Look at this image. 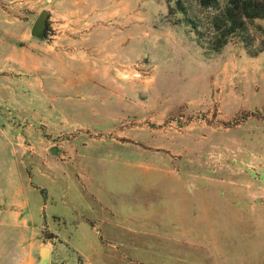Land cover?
I'll return each mask as SVG.
<instances>
[{"label": "rangeland", "instance_id": "374dc122", "mask_svg": "<svg viewBox=\"0 0 264 264\" xmlns=\"http://www.w3.org/2000/svg\"><path fill=\"white\" fill-rule=\"evenodd\" d=\"M213 11L0 0V264H264V19Z\"/></svg>", "mask_w": 264, "mask_h": 264}, {"label": "trees", "instance_id": "16d2710c", "mask_svg": "<svg viewBox=\"0 0 264 264\" xmlns=\"http://www.w3.org/2000/svg\"><path fill=\"white\" fill-rule=\"evenodd\" d=\"M204 9L214 10L209 18L216 37V48L222 49L228 37L244 28V19H264V3L255 0H196Z\"/></svg>", "mask_w": 264, "mask_h": 264}, {"label": "water", "instance_id": "95a60500", "mask_svg": "<svg viewBox=\"0 0 264 264\" xmlns=\"http://www.w3.org/2000/svg\"><path fill=\"white\" fill-rule=\"evenodd\" d=\"M49 29V12L42 11L36 21L34 22L31 35L40 40H45L47 37ZM50 154L53 156L61 155V150L58 147H52L50 149ZM52 251L48 247H43L40 249V261L38 264H49L51 259Z\"/></svg>", "mask_w": 264, "mask_h": 264}, {"label": "crops", "instance_id": "0c3cea01", "mask_svg": "<svg viewBox=\"0 0 264 264\" xmlns=\"http://www.w3.org/2000/svg\"><path fill=\"white\" fill-rule=\"evenodd\" d=\"M59 149H60V148H59ZM60 150H61V149H60ZM61 153H62V151H61ZM54 178H55V177L52 178V177L50 176V178H49V180H50V181H49V184H52V185H53V184L55 183ZM39 179H41V180H45V179H47V176L44 178V176H43L42 173L40 172V173H39ZM260 210H261V211H260ZM260 210L255 214L256 216H257L259 213H261V212L263 211L262 209H260ZM263 214H264V213H263ZM259 223H260L261 226H264V218L260 219V220H259Z\"/></svg>", "mask_w": 264, "mask_h": 264}]
</instances>
